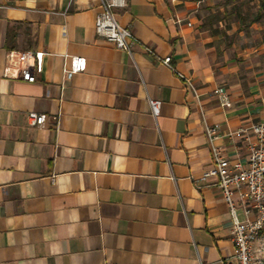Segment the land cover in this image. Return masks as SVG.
Listing matches in <instances>:
<instances>
[{"label":"crops","instance_id":"0c3cea01","mask_svg":"<svg viewBox=\"0 0 264 264\" xmlns=\"http://www.w3.org/2000/svg\"><path fill=\"white\" fill-rule=\"evenodd\" d=\"M207 6L114 8L155 57L96 34L99 0H0V264H235L228 206L211 179L192 178L211 166L204 124L246 164L255 136L236 132L264 120V66ZM24 50L37 52L34 82L8 74V52ZM72 56L86 67L67 79Z\"/></svg>","mask_w":264,"mask_h":264},{"label":"built area","instance_id":"2783aa9c","mask_svg":"<svg viewBox=\"0 0 264 264\" xmlns=\"http://www.w3.org/2000/svg\"><path fill=\"white\" fill-rule=\"evenodd\" d=\"M123 5L124 0H99L100 12L94 22L96 34L129 55L133 52V46H138L144 53L156 57L152 47L141 42L128 28L121 26L116 20L114 8ZM36 56L35 50L8 52V74L27 82H34ZM160 62L195 92L193 83L176 69L170 56L160 58ZM85 67V58L72 56L69 66L64 68V76L70 79L74 74L84 71ZM212 93L221 106H230L229 95L223 87L214 88ZM148 105L151 114L154 117L157 116L160 111V101L148 99ZM26 120L30 126L43 127L46 115L30 111L26 114ZM247 130L254 134L255 140L249 148L246 164H242L238 160L229 159L222 153L221 148L215 143L220 138L218 129L204 124L211 153V166L199 177L192 178L196 183L211 179L210 185L220 191L226 202L231 218V241L235 251V264H250L254 241L264 229V120L255 122L248 128H241L236 133H244ZM238 207L241 208L242 219L237 216ZM200 264L203 263L200 261Z\"/></svg>","mask_w":264,"mask_h":264},{"label":"rangeland","instance_id":"374dc122","mask_svg":"<svg viewBox=\"0 0 264 264\" xmlns=\"http://www.w3.org/2000/svg\"><path fill=\"white\" fill-rule=\"evenodd\" d=\"M207 4L208 9L225 23H234L239 54H247L248 58H255L264 66V0H207ZM259 7L262 16L251 26H246V21ZM236 213L242 219L241 210ZM250 264H264V233H259L254 241Z\"/></svg>","mask_w":264,"mask_h":264},{"label":"trees","instance_id":"16d2710c","mask_svg":"<svg viewBox=\"0 0 264 264\" xmlns=\"http://www.w3.org/2000/svg\"><path fill=\"white\" fill-rule=\"evenodd\" d=\"M262 16V12H261V7H259V10L257 11V13L249 18L246 21V26H251L253 23H255L260 17ZM260 233H264V229L260 231Z\"/></svg>","mask_w":264,"mask_h":264}]
</instances>
